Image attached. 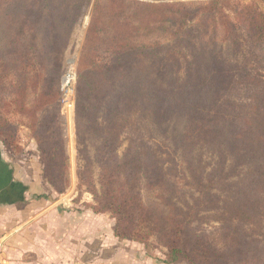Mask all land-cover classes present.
<instances>
[{
  "label": "trees",
  "instance_id": "obj_1",
  "mask_svg": "<svg viewBox=\"0 0 264 264\" xmlns=\"http://www.w3.org/2000/svg\"><path fill=\"white\" fill-rule=\"evenodd\" d=\"M91 6L75 124L93 212L114 218L117 237L157 236L167 263L264 264V11L255 3L0 0V141L22 151L9 115L25 117L43 178L66 193L65 55ZM134 123L147 136L120 154ZM214 223L218 242L200 230Z\"/></svg>",
  "mask_w": 264,
  "mask_h": 264
},
{
  "label": "rangeland",
  "instance_id": "obj_2",
  "mask_svg": "<svg viewBox=\"0 0 264 264\" xmlns=\"http://www.w3.org/2000/svg\"><path fill=\"white\" fill-rule=\"evenodd\" d=\"M183 1H191V0H183ZM236 3L242 2L244 4L247 3H255L260 10L264 11V0H234ZM91 8L90 7L85 19L83 20L82 24H80L74 33L72 43L66 52L65 55V63H66V73L72 74L73 78L70 82V84L66 85L64 90V96H63V103H62V113L65 115V121H66V127H67V134H68V154L70 156V179L71 184L70 187L67 189L65 195H61L59 199V208L61 212L67 211L72 212L76 217L78 215L85 217L87 215V218H90L88 216V213H92L93 210L90 205L95 204V199L93 194L89 191L88 186L86 184H79V179L77 175V169L80 163V157L78 154L77 149V142H76V124H75V83H76V61L80 54L85 34H86V28L90 20L91 15ZM233 15V12H232ZM241 58V53L237 55ZM238 63H240L238 61ZM238 63L236 60L233 61L234 68H237ZM264 65V63H263ZM63 87V86H62ZM9 118L12 120L13 123L19 126V139L18 142L23 146V150L20 152H10V156L13 158V161L15 164H22V177H26V173L29 175H34L37 179H43L42 175V162L39 158L38 149H37V143L33 137V133L31 132L30 128L26 126V119L25 117L17 114V113H11L9 115ZM173 125L176 127V130L181 129L183 125V120H178ZM173 125L171 128H173ZM144 132L140 129L139 125L135 124L133 126H130L128 129H126L122 134V145L119 148V153L122 154L125 149L127 148L128 144L130 143V139L133 137H145ZM94 148L95 146L93 143L91 144V150L92 154H94ZM207 156H211L210 154H207ZM98 167H96V174L94 183L99 186L98 184ZM47 193L42 194H36L37 196L44 195ZM143 195L145 199L148 201V198L151 196H154L151 190L147 187H143ZM229 195V194H227ZM36 198V197H35ZM42 199V198H41ZM53 199V197H52ZM55 200V199H53ZM34 201H37L36 199ZM41 204V202H37ZM44 203V201H43ZM94 218L92 220V235L89 234H82L83 237H86L84 239L78 238L77 240H80L81 243H87L88 251L87 254L76 253L75 257L72 256V249L70 248H60V258L57 261H54V264H100V259H96L93 256H95L93 253V250H95L98 247V243L100 242L98 233L102 227V230L105 231L106 238L108 240L109 250L107 252L109 259H112L113 257H116V253L118 250H123L125 252H130L131 256L124 260L122 264H166L165 259L167 252L166 247L163 245L161 240L157 236H153L147 241L146 243H141L138 241L130 240V239H122V238H115L114 237V218L109 214L105 213L100 216H95L93 214ZM92 216V217H93ZM79 217V216H78ZM96 217V218H95ZM74 219V218H73ZM70 219L72 222H75V220ZM80 219L76 218V223ZM71 222V223H72ZM70 223V224H71ZM214 225H204L200 226V230L207 233L210 240H213L214 242L219 241V234L215 231ZM102 231V232H103ZM91 233V232H90ZM73 237V236H72ZM133 241L135 243H133ZM76 241L74 239H68L64 243L68 246L73 247V244ZM116 244H118L119 248L116 249ZM76 250L78 251L79 244L77 243ZM11 249L9 250V253L6 256V259L9 263L7 264H46V263H40L42 260L47 259V257H43V254H40L36 252L35 250H29L27 253L26 249H20V243L13 242ZM111 248H113L111 250ZM93 254V256H92ZM45 256V255H44ZM75 261V262H74ZM120 261V260H115ZM52 262V261H51ZM51 264V263H48ZM180 264H187L185 262H182Z\"/></svg>",
  "mask_w": 264,
  "mask_h": 264
},
{
  "label": "crops",
  "instance_id": "obj_3",
  "mask_svg": "<svg viewBox=\"0 0 264 264\" xmlns=\"http://www.w3.org/2000/svg\"><path fill=\"white\" fill-rule=\"evenodd\" d=\"M22 167V164L14 163L10 151L0 141V264L9 263L6 256L11 249L9 246H12L13 242H19V248L24 251L26 249L27 253L31 249L43 254L42 256L47 257L48 260L44 259L40 263L46 264H54L56 258L58 261L61 254L60 248L63 246H65L63 248L72 249L73 257L77 252L87 254V243L83 245L77 239L86 238L82 234H88L87 237L89 234L92 235L93 223L91 219L94 218L93 214L100 216L105 213L97 214L92 210V213H88L90 218H87V215L76 217L72 212H61L58 198L65 194L57 193L44 178L37 179L28 173H26V177H22ZM42 193L47 194L36 195ZM35 199L37 201H34ZM37 202H41V204ZM76 218L80 219L77 223ZM102 231L101 227L100 231L96 233L100 242L98 247L93 250L95 256L93 254L92 256L100 259V264H122L125 259L131 256V253L118 250L116 257L109 259L107 252L110 247L105 231ZM114 237L117 236L114 235ZM68 239L76 241L73 247L64 243ZM77 243L79 244L78 251L75 246ZM133 243L135 242L133 241ZM117 248H119L118 244H116ZM115 260L120 261L116 262ZM166 264L180 263L166 262Z\"/></svg>",
  "mask_w": 264,
  "mask_h": 264
},
{
  "label": "built area",
  "instance_id": "obj_4",
  "mask_svg": "<svg viewBox=\"0 0 264 264\" xmlns=\"http://www.w3.org/2000/svg\"><path fill=\"white\" fill-rule=\"evenodd\" d=\"M72 78H73L72 74H67L66 76H64L63 84H62L63 88H65L66 85L70 84Z\"/></svg>",
  "mask_w": 264,
  "mask_h": 264
}]
</instances>
